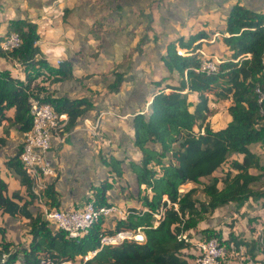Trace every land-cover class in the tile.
I'll return each instance as SVG.
<instances>
[{"label": "crops", "instance_id": "crops-1", "mask_svg": "<svg viewBox=\"0 0 264 264\" xmlns=\"http://www.w3.org/2000/svg\"><path fill=\"white\" fill-rule=\"evenodd\" d=\"M235 3L264 13V0H0L1 40L9 31L15 30L8 29L12 20L34 22L38 33L35 44L39 48L35 58L44 59L54 68L68 60L71 62V75L54 80V73L45 66L36 64L34 68H28L18 57L9 54H0V70H6L20 84L28 81L27 73L33 75L30 86L36 84L51 97H86L90 101L74 124L67 122L64 139L53 140L49 149L48 157L56 170L52 182L58 205L54 207L82 205L104 181L109 184L107 194L110 203L121 209L122 216H127L131 207H142L137 198L138 176L132 166L133 162L140 163L142 155L134 145L135 115L148 116L153 95L161 90L168 92L172 90L171 85L179 84L181 75L176 70L170 71L163 61L170 43H176L179 53L191 54L193 51L200 58L215 56L226 60L231 56L232 50L223 41V36L228 35L226 18ZM199 31L204 35L191 46L179 44L180 38L187 41L190 34ZM246 55L250 56L249 53ZM35 70L39 73L35 74ZM182 91L186 92L188 109L193 111L198 92L187 88ZM208 97L207 120L210 121L212 97L226 100L227 106L231 99L220 98L214 93H209ZM14 110V106L4 109L7 118L0 121V137L4 138L0 142V177L7 183L5 193L19 192L22 198L19 202H22L30 196L26 186L21 183L20 174L5 164L9 157L20 151L25 132L20 124L13 121ZM225 110V120L229 121L231 115L227 107ZM63 115L68 121V114L63 112ZM96 118L99 125L94 133L92 125ZM225 125L211 127L218 129ZM198 129L197 125L194 126V130ZM148 145L160 149L159 144L149 141ZM248 147L259 156L264 168V143L252 142ZM242 158L243 153H232L214 170L212 175L219 177L218 187L222 186L221 178L227 170L237 171L231 166V160L241 161ZM162 159L170 160L167 155ZM116 168L121 170V174H116ZM248 170L252 174L261 173L260 178L251 183V188L255 191L262 189L264 169L249 167ZM209 178L202 176L200 182L187 181L180 190L184 185L188 188L183 192L195 186L198 188L196 197L202 194L204 197L199 199L205 200L208 196L202 187ZM140 187L150 193L144 183ZM42 206L33 201L30 210L42 211ZM116 215L104 216L102 229H113L119 218L126 217ZM206 215L211 219H221L220 224L215 222L213 228L221 231L223 238H228L231 232L237 238L258 240L264 233L263 196H250L238 211L235 204L229 202ZM227 217L231 218L229 228L222 224V219ZM25 220L28 218L23 215L12 216L0 209L4 238L15 247L25 246L31 239ZM202 220L198 221V226ZM195 227L186 231L189 238L204 237L202 232L196 237L191 236L189 231ZM136 232L144 236L140 229ZM240 245L235 248L237 253L228 257V264H264L262 253L256 251L255 258H252L247 246ZM191 246L192 243L185 249ZM226 249L228 253L231 251L229 244ZM192 251L195 249L189 250L185 256L189 263Z\"/></svg>", "mask_w": 264, "mask_h": 264}, {"label": "trees", "instance_id": "trees-1", "mask_svg": "<svg viewBox=\"0 0 264 264\" xmlns=\"http://www.w3.org/2000/svg\"><path fill=\"white\" fill-rule=\"evenodd\" d=\"M10 27L19 32L21 44L12 50L0 48L1 55L18 57L28 68H34L36 64L45 66L54 73V80L71 75L68 60L54 68L44 59L35 58L39 48L35 44L38 33L34 22L14 19ZM226 31L228 35L223 36V41L232 54L221 60L218 69L212 72L199 70L202 57L193 51L182 54L176 49V43L168 45L163 61L170 71L176 70L181 75L179 84L171 85L172 90L168 92L161 90L153 95L148 116L135 115L134 145L142 155L140 163L133 162L132 166L138 176L137 198L142 207H131L125 218L116 221L113 229H102L103 218H100L78 241L67 237L65 231L51 226L41 211L31 212L34 195L29 177L21 166L19 152L5 161L6 166L13 167L20 174L21 183L30 196L19 202L22 200L19 192L6 194L7 183L0 177V209L12 216L20 214L28 218L31 239L27 245L11 251L9 245L12 242L5 240L4 229L0 226V255L2 252L8 254L0 264H40L47 259L52 261L47 264H57L96 248L98 250L86 264H189L182 256V250L191 242L184 237L178 238L180 234L189 238L186 231L218 206L233 202L238 211L250 196L264 197V187L257 191L251 188V183L260 178L261 173L252 174L248 170L249 167L264 169L259 156L248 147L252 142L264 143V99L259 102L255 92L258 85L264 90V13L235 3L226 18ZM202 35L204 32L199 31L190 34L187 41L182 38L178 41L188 47ZM248 53L250 56L246 55ZM38 73L35 70V74ZM33 78L27 73L28 81L20 84L6 70H0V121L7 118L4 109L14 106L13 121L25 131L31 127L30 102L25 88L30 86ZM185 88L198 92L193 111L188 109L187 95L182 91ZM209 93L231 99L227 106L231 119L218 129L212 128L207 120ZM43 94V101L51 103L58 112L68 114L70 125L90 105L86 97H51L45 91ZM196 125L198 130H194ZM3 140L0 137V142ZM149 141L159 144L160 149L148 145ZM235 152L243 153L241 161L232 159L230 162L237 171L227 170L221 178L222 186L218 187L219 177L212 173ZM166 155L170 160L163 161ZM115 171L121 174L120 169ZM202 176L210 177L202 187L207 199L196 197L198 188L195 186L184 192L180 190L183 183L200 182ZM142 183L150 193L143 191ZM108 188L107 181L96 188L93 194L95 204L110 203ZM46 195L47 202L58 205L53 182ZM160 211V217H156ZM137 229L143 231V241L124 238L117 244L100 245L101 234L120 230L136 232ZM202 233L206 238L217 237L226 247L230 240L237 246L245 244L252 258L257 252L264 255V233L258 240L237 238L231 232L228 238H223L221 231L210 227L203 229Z\"/></svg>", "mask_w": 264, "mask_h": 264}, {"label": "built area", "instance_id": "built-area-1", "mask_svg": "<svg viewBox=\"0 0 264 264\" xmlns=\"http://www.w3.org/2000/svg\"><path fill=\"white\" fill-rule=\"evenodd\" d=\"M21 44V36L17 30H12L6 34L1 40L0 47L4 50H12ZM218 60L215 56H205L200 60L199 70L212 72L218 69ZM264 70V67H263ZM29 96V114L31 116V127L23 134V142L19 151V160L22 168L29 177L31 183V192L34 195V200L38 204H42V213L44 217L53 224L57 229L65 231L67 237L78 241L80 237L88 233L92 225L102 216L121 215V209L113 204L97 205L94 203V198H89L82 205L72 208L64 207H48L46 202V190L52 182V177L55 176L56 170L48 157L49 149L52 146L53 140L62 141L65 133H63L67 124V116L63 112H58L54 106L42 100L43 91L32 83L27 88ZM258 95V101L264 99V90L258 85L255 88ZM99 125V119L96 118L92 127L94 133ZM163 211V210H162ZM156 213V217H160L161 212ZM129 230L117 231L113 234H104L100 236V244H115L122 241L125 237H131ZM136 237V235H134ZM184 237L189 240L184 234H180L178 238ZM261 239V237L259 238ZM231 251L221 244L217 237L211 236L196 240V249L193 252L194 264H228L230 254L237 253L235 248L241 247L233 242L229 243ZM97 249L89 251L87 254L79 255L76 259L61 260L57 264H85L86 260ZM7 252H2L0 260H4ZM52 263L50 259L42 260L40 264Z\"/></svg>", "mask_w": 264, "mask_h": 264}, {"label": "rangeland", "instance_id": "rangeland-1", "mask_svg": "<svg viewBox=\"0 0 264 264\" xmlns=\"http://www.w3.org/2000/svg\"><path fill=\"white\" fill-rule=\"evenodd\" d=\"M23 25H26V24H23ZM8 29L11 30L13 28L9 27ZM11 31H9V32H11ZM0 43H1V38H0ZM202 57H205V56H202ZM218 60H221V57L220 58L218 57ZM226 107H227L226 100L215 99V98L212 97L211 102H210V121H209L211 126L213 125V126L217 127V126H221V125H223L225 123L227 124L228 121L225 120V115H226V110L225 109H226ZM184 188H188L187 185H184V186L181 187V191L182 192H183V190H185ZM197 196L199 198L200 197L201 198L204 197L202 194H200V196L199 195H197ZM33 201H36V200H34V198H33ZM44 204L47 205L48 207L54 208V206L53 205L51 206V204L49 202H45ZM225 212L226 211H224V213H222V214H225ZM231 216H233V214H231ZM235 218H237V216ZM230 219H231L230 217H227L226 220L222 219L223 226H228L230 224V223H228L230 221ZM215 222H217V224H220L221 219L220 220H215L214 218L211 219L210 215H205V217L201 221V226H198V224H197L196 227L194 228V230L193 231H189V233L191 234V236H195L196 237V236H198L200 234L199 232H202L203 229L205 230L207 227L213 228L214 225H215ZM244 223H246V222H244ZM25 224H27L29 226L28 220H25ZM236 224L237 223H235V225ZM246 225H247V223H246ZM20 227H23V225H21ZM228 228H229V226H228ZM228 228H226V229H228ZM219 229L223 230V228H219ZM4 232H5V230H4ZM27 232L30 233L29 229H28ZM204 237H202V238H204ZM133 238L135 240H137L136 237H133ZM197 239L198 238H195L193 240L191 239L192 240L191 248L183 250L182 251V256H186V254L188 253L189 250L196 249V240ZM16 243L17 242H15L14 244H16ZM14 249H15V246L10 244L9 245V250L12 251ZM193 252L194 251H192L191 254H193ZM190 263L193 264V261H191Z\"/></svg>", "mask_w": 264, "mask_h": 264}, {"label": "clouds", "instance_id": "clouds-1", "mask_svg": "<svg viewBox=\"0 0 264 264\" xmlns=\"http://www.w3.org/2000/svg\"><path fill=\"white\" fill-rule=\"evenodd\" d=\"M0 48H1V47H0ZM26 89H27V88H26ZM92 197H93V196H90L89 198H92ZM89 198H88V199H89ZM93 198H94V197H93ZM88 199H87V200H88ZM46 200H47V198H46ZM46 202H47V201H46ZM109 204H110V203H109ZM113 204H114V203H113ZM41 212H42V211H41ZM126 214H127V213H126ZM42 215H43V213H42ZM114 216H117V215H114ZM125 216H126V215H125ZM125 216H124V217H125ZM43 217H44V215H43ZM44 218H45V217H44ZM101 218H103V216H102ZM45 219H46V218H45ZM48 221H49V220H48ZM49 223L51 224V226H53V224H52L51 222H49ZM53 227H54V226H53ZM121 231H124V230H121ZM130 232H131L132 236H131V237H125V238H131V239H134L133 237H134V235L137 234V232H132V231H130ZM108 234H110V233H108ZM101 235H104V234H101ZM142 237H143L142 239H137V238H136L137 241H143V240H144V236L142 235ZM204 238H206V237H204ZM189 239H190V238H189ZM198 239H201V238H198ZM134 240H135V239H134ZM190 241L192 242L191 239H190ZM115 244H117V243H115ZM234 244H235V243H234ZM100 245H101V244H100ZM239 245H240V244H239ZM224 247L227 248L225 245H224ZM96 249L98 250V248H96ZM93 250H94V249H93ZM90 251H91V250H90ZM227 252H228V251H227ZM95 253H96V252H95ZM95 253H94V254H95ZM86 254H87V253H86ZM94 254H92L90 257H92ZM82 255H84V254H82ZM78 256H79V255H78ZM78 256H76L74 259L78 258ZM193 256H194V255H193ZM193 256H192V258H193ZM90 257H89V258H90ZM184 257H185V256H184ZM89 258H88V259H89ZM185 258H186V257H185ZM88 259H87V260H88ZM71 260H73V259H71ZM87 260H86V262H87ZM186 260L188 261L187 258H186ZM192 261H193V259H192ZM86 262H85V264H86ZM189 264H191V263H189ZM193 264H194V263H193Z\"/></svg>", "mask_w": 264, "mask_h": 264}, {"label": "bare ground", "instance_id": "bare-ground-1", "mask_svg": "<svg viewBox=\"0 0 264 264\" xmlns=\"http://www.w3.org/2000/svg\"><path fill=\"white\" fill-rule=\"evenodd\" d=\"M136 238H137V239H142V238H143V237H142V234H141V233H137V234H136Z\"/></svg>", "mask_w": 264, "mask_h": 264}]
</instances>
